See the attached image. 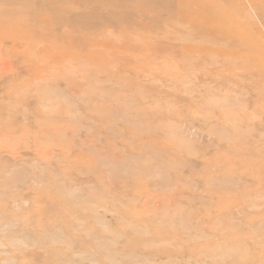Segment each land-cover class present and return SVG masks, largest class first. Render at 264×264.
Instances as JSON below:
<instances>
[{
  "label": "rangeland",
  "instance_id": "374dc122",
  "mask_svg": "<svg viewBox=\"0 0 264 264\" xmlns=\"http://www.w3.org/2000/svg\"><path fill=\"white\" fill-rule=\"evenodd\" d=\"M0 264H264V0H0Z\"/></svg>",
  "mask_w": 264,
  "mask_h": 264
}]
</instances>
